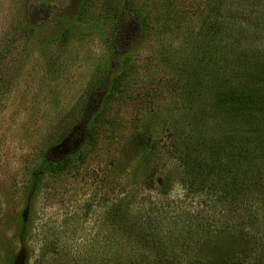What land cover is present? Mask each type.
Segmentation results:
<instances>
[{"label": "rangeland", "instance_id": "1", "mask_svg": "<svg viewBox=\"0 0 264 264\" xmlns=\"http://www.w3.org/2000/svg\"><path fill=\"white\" fill-rule=\"evenodd\" d=\"M217 2L0 0V264L12 254L21 264H87L110 237L104 225L134 246L149 208L169 216L205 208L184 194L171 143L176 139L191 166L215 165L245 117L228 111L264 93L262 84L247 82L249 73L264 74V61L254 65L264 56L247 47L264 46L262 35L231 33L242 14L227 4L218 16L224 22L212 20ZM246 53L244 62L233 57ZM192 71L201 72L202 83L186 91ZM237 90L245 94L236 105L220 96ZM69 146L83 147L80 161L41 177L45 159L60 158ZM259 226L246 240L230 227L211 247L191 241L190 255L203 252L211 264H264V220ZM256 232L261 240L253 239Z\"/></svg>", "mask_w": 264, "mask_h": 264}, {"label": "trees", "instance_id": "2", "mask_svg": "<svg viewBox=\"0 0 264 264\" xmlns=\"http://www.w3.org/2000/svg\"><path fill=\"white\" fill-rule=\"evenodd\" d=\"M226 4L229 5V10L234 9L235 13L242 14L239 16L240 22L234 24L236 26L233 27L231 33L245 30V32L262 35V41H264V0H218L214 7L215 15L212 20L215 18L216 21L224 22L220 21L218 16L221 7ZM213 25L214 23L211 24L210 28ZM216 27L219 28H217L215 35L220 41L221 36L224 37L223 34L225 33L223 31L221 34L218 32L222 26ZM63 31L61 32L62 39L65 35ZM259 35L256 37L261 38ZM260 44L263 45L264 43ZM247 47H250L248 54L254 53L264 56V46L258 48V44L255 46L254 43H248ZM218 48L217 46L216 50ZM218 53H223V51ZM244 55L247 53L233 57L238 62H244L243 59L246 58ZM204 60V56L199 58V67H203ZM263 61L259 56L254 65L256 67L262 65ZM218 62L216 67H218ZM250 69L253 70V68ZM187 76L188 78L184 81L186 91H190L191 86L196 87L202 83L201 72L192 71ZM214 76L218 77V74L214 73ZM249 76L250 79L247 82L253 85L262 84L264 90V74L259 76V74L249 73ZM244 94L245 91L237 90L232 95L221 93L220 96L230 98L229 105H236V99L243 98ZM254 96V102L251 104ZM254 96L248 97L244 109L243 107H241L242 110L236 107L228 111L229 115L238 116V113H243L245 117L243 121L240 120L236 123L239 125L237 130L241 131L239 138L230 139V136H227L229 144L224 145L223 150L214 156L215 158L218 157L214 162L215 165L201 163L197 160L198 164L191 166V162L183 155L184 152H179L174 133H171V141L172 139L174 141L171 143L170 153L177 158L180 164L179 184L184 189L185 195L199 197L202 204L205 205L204 209L198 211L197 214L176 211L169 216L163 208L156 206L149 208L148 216L145 218L148 227L146 226L141 230L134 246H130L129 243L120 239V230H113L112 227L106 230L108 226L104 225L105 235L110 237L104 240L102 254L88 256L85 258V262L87 264L89 262H91L90 264H211L203 252L198 257L190 255V252H194L193 246L201 243V240L210 246L216 243V239L230 227L238 230L239 238L249 239L252 234L249 232V228L255 227L257 230L261 227L259 222L264 220V102L257 108L258 113L252 114L258 99L261 98L264 101V93ZM108 99V95L104 96L105 103ZM217 102L221 103V100L217 99ZM236 140L240 141L236 142ZM83 147L74 149L69 146L66 148L68 149L66 153L60 158H46L41 177L44 175L49 178L57 177L69 167H73L76 162L80 161ZM197 147H199L198 142L196 146L194 143L193 151H198ZM145 149L146 153L150 155L154 146L149 145ZM167 193L168 189L160 191L164 197ZM207 217L210 220L205 221ZM165 220L170 221L167 227L164 224ZM209 221L217 224L214 226V231H210V229L201 234V230L198 228ZM193 222L198 224L195 226L191 224ZM232 222L234 226H228ZM258 232L263 233V229L261 228ZM258 232L256 235L253 234V239L261 240ZM262 238H264V233ZM263 245L264 243H261L260 246ZM255 262L256 260H253L251 264H255ZM6 264H21L20 255L12 254L7 258ZM221 264H244V261H234L228 258Z\"/></svg>", "mask_w": 264, "mask_h": 264}]
</instances>
